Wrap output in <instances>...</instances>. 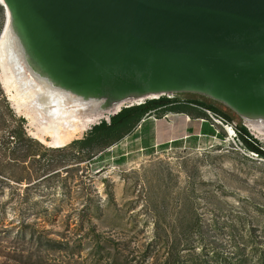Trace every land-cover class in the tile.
I'll return each instance as SVG.
<instances>
[{"label":"rangeland","instance_id":"374dc122","mask_svg":"<svg viewBox=\"0 0 264 264\" xmlns=\"http://www.w3.org/2000/svg\"><path fill=\"white\" fill-rule=\"evenodd\" d=\"M171 97L119 141L83 142L94 125L56 149L0 84V264H264V158L237 129L264 137Z\"/></svg>","mask_w":264,"mask_h":264},{"label":"water","instance_id":"95a60500","mask_svg":"<svg viewBox=\"0 0 264 264\" xmlns=\"http://www.w3.org/2000/svg\"><path fill=\"white\" fill-rule=\"evenodd\" d=\"M0 5L2 31L9 25L30 57L67 88L116 99L195 93L241 117L264 115V0Z\"/></svg>","mask_w":264,"mask_h":264},{"label":"bare ground","instance_id":"6f19581e","mask_svg":"<svg viewBox=\"0 0 264 264\" xmlns=\"http://www.w3.org/2000/svg\"><path fill=\"white\" fill-rule=\"evenodd\" d=\"M0 84L14 111L23 113L35 128L30 135L56 149L84 133L78 131H87L86 127L119 113L124 105L145 98L130 95L116 99L63 86L30 57L19 36L9 32V25L0 39ZM242 118L250 130L264 137V115L246 113ZM227 133L234 136L232 128Z\"/></svg>","mask_w":264,"mask_h":264},{"label":"trees","instance_id":"16d2710c","mask_svg":"<svg viewBox=\"0 0 264 264\" xmlns=\"http://www.w3.org/2000/svg\"><path fill=\"white\" fill-rule=\"evenodd\" d=\"M176 99L172 98L171 95H162L159 99H147L143 104L133 103L131 105L125 106L121 111L115 115L110 116V122L102 120L100 124L95 125L92 130V133L97 134L96 137H87L88 139L82 140L83 142L89 143H99L101 139L106 138H115L116 141L121 140L124 136L131 133V129L136 126L142 119L147 116H150L152 113L160 111H173L176 106ZM191 103L192 101H188ZM197 104L209 111H214L218 114L224 116L228 121H232V117L223 113L218 108L214 106H207L202 102H197ZM22 120V119H21ZM23 121V120H22ZM120 135V131H124ZM240 134V139L243 143L245 149L249 152H252L258 157L264 158V147L262 142L256 139L250 131L243 126L242 124L237 129ZM91 138V139H90ZM26 139V138H25Z\"/></svg>","mask_w":264,"mask_h":264},{"label":"flooded vegetation","instance_id":"af4514ba","mask_svg":"<svg viewBox=\"0 0 264 264\" xmlns=\"http://www.w3.org/2000/svg\"><path fill=\"white\" fill-rule=\"evenodd\" d=\"M191 101H192V102H191V103H188V104L199 106V105L197 104V102H202V103H204V104L207 105V106H214V105H212V104H210V103H207V102H205V101H202V100H200V99H192ZM214 107H215V106H214Z\"/></svg>","mask_w":264,"mask_h":264},{"label":"built area","instance_id":"2783aa9c","mask_svg":"<svg viewBox=\"0 0 264 264\" xmlns=\"http://www.w3.org/2000/svg\"><path fill=\"white\" fill-rule=\"evenodd\" d=\"M160 98V96H156V97H152V98H150V99H159ZM147 99H145V100H142V101H140V102H136L137 104H143V103H145V101H146ZM208 112V114H212V113H210V111H207ZM226 122V121H225Z\"/></svg>","mask_w":264,"mask_h":264}]
</instances>
